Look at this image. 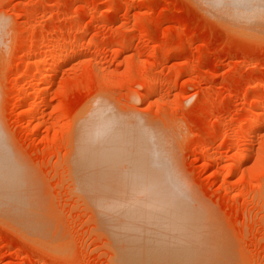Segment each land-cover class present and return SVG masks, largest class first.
Masks as SVG:
<instances>
[{
	"label": "rangeland",
	"instance_id": "obj_1",
	"mask_svg": "<svg viewBox=\"0 0 264 264\" xmlns=\"http://www.w3.org/2000/svg\"><path fill=\"white\" fill-rule=\"evenodd\" d=\"M198 2L0 0V153L33 221L0 219V264L138 262L75 184V126L91 106L109 125L148 132L158 182L210 264H264V31Z\"/></svg>",
	"mask_w": 264,
	"mask_h": 264
},
{
	"label": "bare ground",
	"instance_id": "obj_2",
	"mask_svg": "<svg viewBox=\"0 0 264 264\" xmlns=\"http://www.w3.org/2000/svg\"><path fill=\"white\" fill-rule=\"evenodd\" d=\"M262 1L264 2V0H199L198 3L214 11L217 17L227 18L237 29L253 28L254 23L259 21L257 29L264 31V3ZM53 54L47 56V62L44 61V76H47L50 68L55 64L57 56L55 57ZM32 65L28 66L32 67ZM38 79L42 78L38 77ZM42 80L45 84L44 87L47 88L50 83L48 76ZM44 93V91L40 92L41 98H43ZM96 103L97 101L93 102V105H96L97 108ZM94 109L91 106L90 109H86L89 110L88 112L81 110L80 112L83 113L77 114L80 118V122H78L80 124L77 125L78 128L75 126V130L77 129L76 134L79 139L74 145V150L76 149L75 151L78 152L76 155L79 165H77L78 167L75 166V169H78V175L74 174L78 176V181L76 179L75 182L78 190L86 196V201L90 207L88 208L93 211L94 219H96L97 224L101 225L105 235L107 233L108 237L111 234H122L125 244L131 245V249L138 247L141 252L138 262L135 255L139 252L136 251L133 256L129 255L131 262V258L135 257L133 261L136 260V264H210L208 262L210 261L208 250L204 248L207 246L200 243L201 239L186 221L183 210H179L175 206L173 198L170 197V188L168 189L165 184L158 182L157 178L160 175L157 172L161 165L159 158L155 155L158 148L154 145V141H144L149 134L146 137L143 135L148 132L143 133L141 128L138 130V128L123 127L122 122L119 123L120 126L115 125L116 122L109 125L114 119L109 121L110 115L108 119L103 116L105 109L103 108L104 111H102L103 109L98 110V112L96 109L93 111ZM91 110L93 112L90 114ZM24 112L26 113V111ZM107 112L105 115L110 114L108 110ZM259 115L260 113H257V116ZM99 117L101 118L100 121H98ZM231 165L229 167H232ZM9 169L0 153V219L10 224V227H16L21 222L31 225L33 221L29 217L28 208L22 207L24 201L22 202L17 193L14 192V188L12 189L13 182L16 183L17 181H14L13 172ZM121 192L132 194L163 193L166 194V199L143 195L124 197L114 195ZM169 192L170 194H168ZM100 193L104 195L99 196ZM20 229L19 231L22 230ZM34 233L36 234V232ZM31 234L28 235L31 236ZM48 236L47 238H49ZM31 238L34 239V236ZM45 245L47 244L45 243ZM133 250H129V253H132ZM124 255L123 257H125ZM124 261L126 263L127 258Z\"/></svg>",
	"mask_w": 264,
	"mask_h": 264
}]
</instances>
